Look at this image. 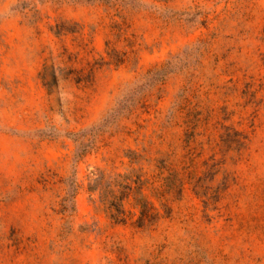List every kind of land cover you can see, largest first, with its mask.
Segmentation results:
<instances>
[{
    "label": "rangeland",
    "instance_id": "rangeland-1",
    "mask_svg": "<svg viewBox=\"0 0 264 264\" xmlns=\"http://www.w3.org/2000/svg\"><path fill=\"white\" fill-rule=\"evenodd\" d=\"M0 264H264V0H0Z\"/></svg>",
    "mask_w": 264,
    "mask_h": 264
}]
</instances>
